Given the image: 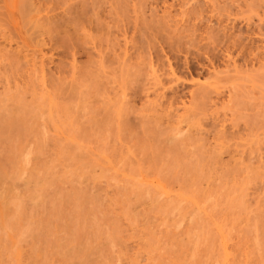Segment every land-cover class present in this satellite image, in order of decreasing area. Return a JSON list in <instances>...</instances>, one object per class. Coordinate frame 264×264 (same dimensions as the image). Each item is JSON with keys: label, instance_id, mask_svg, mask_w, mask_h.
<instances>
[{"label": "rangeland", "instance_id": "1", "mask_svg": "<svg viewBox=\"0 0 264 264\" xmlns=\"http://www.w3.org/2000/svg\"><path fill=\"white\" fill-rule=\"evenodd\" d=\"M0 19V264H264V0Z\"/></svg>", "mask_w": 264, "mask_h": 264}, {"label": "bare ground", "instance_id": "2", "mask_svg": "<svg viewBox=\"0 0 264 264\" xmlns=\"http://www.w3.org/2000/svg\"><path fill=\"white\" fill-rule=\"evenodd\" d=\"M30 3H31V2H29V6H30ZM40 7H41V6H40ZM25 8H27V6H26ZM25 8H24V9H25ZM31 8H33L32 4H31ZM29 10H30V8H28V11H26V12H29ZM32 10H33V9H32ZM43 10H44V9H43ZM44 11H45V10H44ZM33 12H34V11H33ZM0 20H2V19H0ZM44 20H45V19H44ZM46 20H47V18H46ZM58 20L60 21L61 19H58ZM2 21H3V20H2ZM40 21H41V20H40ZM52 21H53V20H52ZM55 21H56V20H55ZM55 21H53V22H55ZM45 22H46V21H45ZM45 22H43V23H45ZM60 22H61V21H60ZM49 23H50V22H49ZM67 23H68V22H67ZM69 23H70V22H69ZM27 24H28V22H27ZM50 24H51V23H50ZM53 24H54V23H53ZM61 24H63V23H61ZM70 24H71V23H70ZM74 24H75V23H74ZM51 25H52V24H51ZM65 25H66V24H65ZM80 25H81V24H80ZM55 26H56V25H55ZM62 26H63V25H62ZM69 26H70V25H69ZM75 26H76V27H79V26H77V23H76ZM59 27H60V26H59ZM76 27H75V28H76ZM30 28H31V27H30ZM37 28H38V27H37ZM80 28H81V26H80ZM76 29H77V28H76ZM54 30H55V29H54ZM57 30H58V28H57ZM78 30H80V29H77V30H76L77 33H78ZM74 31H75V29H74ZM35 32H36V31H35ZM35 32H34V33H35ZM66 32H67V31H66ZM66 32H64V33H66ZM68 32H69V31H68ZM37 33H38V31H37ZM32 34H33V33H32ZM71 35H72V34H71ZM71 35L68 34V36H66V38H68V37L71 36ZM72 37L74 38V36H73V35L71 36V40L73 39ZM65 40H66V39H65ZM43 42H44V41H43ZM67 42L69 43V39H68ZM70 42H71V41H70ZM74 43H75V41H74ZM41 44H42V43H41ZM75 45H76V44H75ZM70 46H71V45H70ZM71 48H72V47H71ZM74 48H75V47H74ZM6 124H7V123H6Z\"/></svg>", "mask_w": 264, "mask_h": 264}]
</instances>
